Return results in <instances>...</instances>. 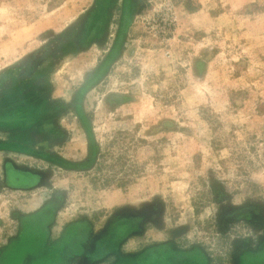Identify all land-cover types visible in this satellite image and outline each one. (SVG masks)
Segmentation results:
<instances>
[{"label": "rangeland", "instance_id": "obj_1", "mask_svg": "<svg viewBox=\"0 0 264 264\" xmlns=\"http://www.w3.org/2000/svg\"><path fill=\"white\" fill-rule=\"evenodd\" d=\"M0 264H264V0H0Z\"/></svg>", "mask_w": 264, "mask_h": 264}]
</instances>
